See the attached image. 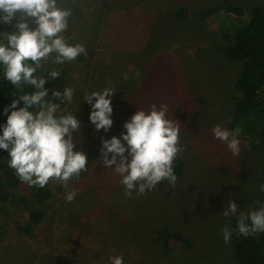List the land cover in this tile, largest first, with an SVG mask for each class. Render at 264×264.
<instances>
[{
	"label": "rangeland",
	"instance_id": "1",
	"mask_svg": "<svg viewBox=\"0 0 264 264\" xmlns=\"http://www.w3.org/2000/svg\"><path fill=\"white\" fill-rule=\"evenodd\" d=\"M55 1L0 0V41L29 46L47 81L29 114L46 156L14 168L0 264H236L232 220L264 229V146L229 128L241 63L223 46L264 0ZM148 77L171 113H127L136 97L124 83L137 79L141 102ZM174 154L184 169L170 178L162 159ZM40 183L52 191L46 216L22 230ZM165 224L172 239L149 237Z\"/></svg>",
	"mask_w": 264,
	"mask_h": 264
},
{
	"label": "trees",
	"instance_id": "2",
	"mask_svg": "<svg viewBox=\"0 0 264 264\" xmlns=\"http://www.w3.org/2000/svg\"><path fill=\"white\" fill-rule=\"evenodd\" d=\"M46 2L48 0H45ZM55 1V0H54ZM48 4V3H47ZM50 10L62 11L55 1L48 4ZM224 6V7H223ZM221 7L238 14L240 7L225 4ZM246 21L233 29L229 41L223 46L224 56L230 61L241 63L239 73L234 81L237 97L234 111L231 114L229 128L243 134L256 137L264 146V4L251 6ZM142 71L147 68L141 67ZM133 72V71H132ZM116 85L123 87L127 79L115 78ZM134 79V78H133ZM125 82L124 87L132 85V95L141 92L137 79ZM134 81V82H133ZM145 92L143 100L129 101L127 113L132 116L144 114L165 116L171 113L172 106L167 104L158 85L149 86V77L143 79ZM116 86V87H117ZM47 88V81L41 74V67L37 56L26 44L0 41V201L4 202L9 189L15 188L17 171L27 169L35 171L43 164L46 146L29 139V132L41 130L40 125L29 118L35 102ZM172 101L174 99H171ZM136 105L143 106L137 109ZM139 106V108H140ZM140 114V115H139ZM229 129V130H230ZM13 163L14 166H10ZM164 173L170 178L180 176L184 169V161L179 155H166L162 159ZM34 196L38 200L36 206L29 211L31 223L22 230H30V226L40 223L46 216L44 209L52 199V191L45 183L35 186ZM28 225V227H26ZM153 240L162 241L172 239L175 234L169 230V224L159 229L150 228ZM151 238V239H152ZM150 239V240H151ZM225 241L233 250L236 264H264V229L253 235L244 229L236 219L231 222Z\"/></svg>",
	"mask_w": 264,
	"mask_h": 264
}]
</instances>
